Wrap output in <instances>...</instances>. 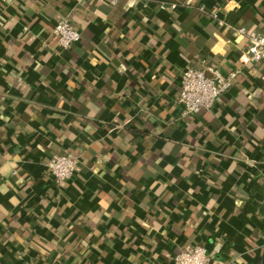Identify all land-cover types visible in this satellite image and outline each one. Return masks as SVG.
Returning a JSON list of instances; mask_svg holds the SVG:
<instances>
[{"label":"crops","instance_id":"0c3cea01","mask_svg":"<svg viewBox=\"0 0 264 264\" xmlns=\"http://www.w3.org/2000/svg\"><path fill=\"white\" fill-rule=\"evenodd\" d=\"M239 28L264 36V0L0 1V264H264V63L241 66ZM204 65L240 73L182 118Z\"/></svg>","mask_w":264,"mask_h":264},{"label":"built area","instance_id":"2783aa9c","mask_svg":"<svg viewBox=\"0 0 264 264\" xmlns=\"http://www.w3.org/2000/svg\"><path fill=\"white\" fill-rule=\"evenodd\" d=\"M175 7V4H160L159 8L173 10ZM53 33L62 50L70 49L80 38L76 28L65 20L56 23ZM236 33L246 39V47L238 58L241 66L250 67L264 63V36L253 29L245 28H239ZM239 71L240 69H235L223 74L210 65H204L202 69L184 68L180 74L179 92L175 98L181 117L195 116L202 111L211 110L218 98L232 88ZM77 165V159L70 155L53 156L46 164L49 174L57 183L70 180ZM261 204L264 207V192ZM174 264H209V262L206 250L202 246H188L175 256Z\"/></svg>","mask_w":264,"mask_h":264}]
</instances>
